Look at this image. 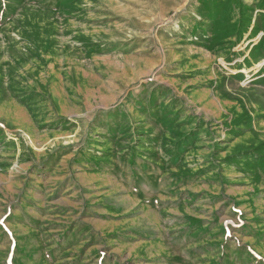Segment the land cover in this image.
<instances>
[{"label":"rangeland","instance_id":"374dc122","mask_svg":"<svg viewBox=\"0 0 264 264\" xmlns=\"http://www.w3.org/2000/svg\"><path fill=\"white\" fill-rule=\"evenodd\" d=\"M0 264H264V0H0Z\"/></svg>","mask_w":264,"mask_h":264}]
</instances>
